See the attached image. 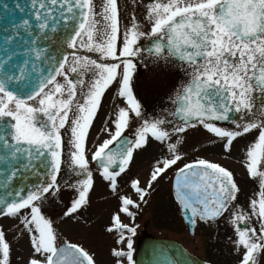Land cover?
<instances>
[{"label": "snow or ice", "instance_id": "snow-or-ice-1", "mask_svg": "<svg viewBox=\"0 0 264 264\" xmlns=\"http://www.w3.org/2000/svg\"><path fill=\"white\" fill-rule=\"evenodd\" d=\"M49 3L69 4L66 8L69 15L62 11L60 17L65 25L70 21L75 24L73 34L66 38L68 47H75L74 41L79 37L80 47L97 53L98 58L75 55L72 61L75 66L68 68L65 67L66 57L61 58L48 76L19 91L12 90L11 86L24 80L23 75L5 73L0 78V144L6 150L4 158L23 156L29 162L40 161L47 169V181L35 185L27 196L17 192L18 199L0 201L3 204L0 215L16 216L22 209L30 210V216L22 221L30 233L33 250L28 264H95L93 256L78 244L68 241L57 244L52 221L42 209L47 200L45 194L50 190L59 191L57 177L63 163L60 129L66 124L71 132L68 140L70 171L79 179L72 185L75 197L63 215L70 217L87 205L93 176L86 155V139L101 98L114 81L127 107L119 108L112 122L114 131L103 129L110 138L99 143L92 153V160L110 189L116 192L117 177L128 168L134 150L146 145L149 137L167 143L170 157L156 162L146 186L141 187L138 179L131 180L130 187L141 202L147 203L145 197L153 182L181 159L177 151L179 138L176 143L168 142L171 136L165 125L169 121L160 117L143 118L142 106L133 92V58L142 51L138 40L145 36L152 37L147 49L150 54L157 60L179 63L188 77L176 91L173 108L169 110V115L177 121L175 132L183 133L186 128L201 124L225 140L223 148L227 152L236 137L258 129V136L246 152L247 173L258 181L260 189L256 198L249 201L250 211L235 203L240 189L233 173L217 163L205 159L185 163L177 169L173 184L175 199L190 226L194 228L197 219L206 224L215 223L230 212L236 236L233 244L237 251L243 250L239 264H258L259 256L264 254V119H261L264 117V0H153L146 13L150 31L145 33L133 15L122 45L117 43V0H103L99 12L94 0H47V3L31 0L37 27L42 32L49 28ZM40 9H44V15ZM102 21L106 23L102 25ZM22 24L27 27L29 21L25 19ZM52 30H56L55 26ZM68 72L78 77L92 72L86 92L82 88L78 94L77 85L84 86L86 82L82 78L73 80L67 76ZM56 75H63L65 83L57 81ZM49 84L52 87L45 91ZM78 95L83 98L82 103L76 99ZM33 99L39 107L26 103ZM234 113L239 115L238 119L234 118ZM131 114L142 118L134 140L123 135ZM7 117L11 122L5 119ZM230 120L234 129L215 124ZM49 156L50 161L41 159ZM119 202V212L129 217L135 215L131 208L140 207L128 195H120ZM253 216L258 230L252 225ZM106 230L118 234L117 244L126 241L127 251L112 249V255L117 258L115 264H122L124 258L127 264H135L131 239L135 228L123 223L119 214H114ZM9 254L10 246L0 231V264H8ZM181 255L184 259L177 258L173 264H194L182 250L178 257Z\"/></svg>", "mask_w": 264, "mask_h": 264}, {"label": "flooded vegetation", "instance_id": "flooded-vegetation-1", "mask_svg": "<svg viewBox=\"0 0 264 264\" xmlns=\"http://www.w3.org/2000/svg\"><path fill=\"white\" fill-rule=\"evenodd\" d=\"M117 3H118V40H117V43L122 45L125 30L131 25L133 15L135 16L136 21L141 25L142 30L145 33H148L150 31L151 25L148 19H146V13H147L148 8L152 5L153 0H117ZM94 4L96 6V11L99 12L103 4V0H94ZM97 19H100V17H97ZM104 23L106 22L102 21V25ZM151 39L152 37L145 36V37H141L138 40V44L142 48V51L139 52L136 55V57L133 58L135 68L133 71L131 83H132L134 95L142 106V117L143 118L160 117V118L167 119L169 123L166 124L165 127L170 133L171 140L179 138L180 141H183L184 143H186L185 135L189 131V129L193 127L186 128V130L183 133L175 132L174 128L177 125V121L172 116L169 115V110L173 108L172 99L175 98L176 91L179 88H181V86L187 81L188 77L186 76L185 70L182 69L179 63H173L170 61L166 62L163 59L157 60L154 54H150V52L147 49L150 47ZM74 44H75V47L73 48L68 47L67 43L65 45V49H66L65 67L66 68L75 66L72 63L75 55H81V56L89 55L92 58H98L97 53L87 52L86 49H83L80 47L79 37H77V39L74 41ZM107 62L111 63L113 61L108 60ZM67 76H69L73 80L80 79V78L85 80L86 84L84 86L77 85V92L79 94L82 88L85 92L87 91V82L92 78V72L85 73L83 77H78L76 73L68 72ZM56 80L60 81L61 83H65V79L63 75H56ZM51 87L52 85L50 84L47 85L45 88V91H47ZM76 99H78L81 103L83 102V98L79 95ZM26 103L32 106L36 105V107H39L38 102L35 99L26 101ZM122 107H127V105L125 103L124 98H121L119 96V85L118 83L114 81L108 87V89L105 90L101 98L100 106L98 107L97 114L89 129V133L86 139V147H87L86 155L89 161V169L91 170L92 176H93V186L89 191L88 203L87 205L82 206L81 209H79L75 214L70 216V217L79 219V215L82 216L81 213H85L87 210H90V208H93V212L95 211L97 214L92 215L93 214L92 212V214H90L92 216L89 215L90 216L89 219L101 225L102 230L106 235L113 236L114 247L110 248L111 249L110 259L112 260V264H115V261L117 259L116 257L112 255V249L115 248V246L120 247V248L126 247V241H121V243L117 244L116 241L118 239V234L115 231L110 233L106 230L111 225V217L113 216L112 213L107 214L105 216L107 219L106 222L104 221L102 222L101 219H99V222H98V218H101L100 213H99L100 209L101 207H103L104 209H108L109 206H113V205L116 206L118 209L120 207V202H119L120 195H128V196L129 194L137 195L130 187L131 180L138 179L140 181L141 187L146 186L145 181H147L150 175L151 169L156 165V162L158 161L157 154L161 152L163 146L166 144V143L158 142L152 139L151 137H149L146 145H144L140 149H135L133 153V158L130 161L128 168L126 169L124 173H122L120 176L117 177L116 196L108 197L107 200H105L104 202H101V197L97 194L94 187L101 181L104 184V188L106 190L108 191H112V190L109 187L108 181L104 180L103 177L100 175V171L97 168L96 162L92 160V153L95 151V148L99 143H102L103 140L110 138L108 133L103 131V129L108 128L109 130L114 131V126L112 122L113 120H115L116 114L119 108H122ZM73 111H75V109H73ZM233 116L236 119L239 118L238 114L234 113ZM5 119H8L11 122L10 117H7ZM241 122L243 123V121ZM141 123H142V118L137 117L134 114H131L129 125L125 129V132L123 133V135L127 139L134 140L136 130L138 127H140ZM216 125L227 128V129L235 128V125L232 123V121H230L228 124H216ZM67 126L68 124L65 125V128L60 129V133L63 139V155H62L63 163H62L61 170L57 177L60 189L59 191H56L55 194L51 196L45 195L47 197V200L44 201L43 209L46 207L50 208L52 210L51 212H54L56 209L58 210L59 208L62 207L61 212L64 213L66 208L70 206L71 200L75 197V189L72 187V185L74 184L76 180L79 179L77 175H75L74 173L70 171V157L68 155L69 153L68 140L69 139L65 135V133H67V130H66ZM189 133H191V131ZM172 134H175V135H172ZM249 138H252V137H249ZM237 139L246 140L248 138L244 139V137L238 136L233 140V142H235V140ZM196 160L198 159L185 160V162H183L181 166H179L178 168H181L185 163L195 162ZM133 167H137L138 172L136 175L129 177L130 171L133 169ZM140 168H144L145 171L143 172L140 171ZM177 169L174 171V173L177 171ZM228 170L233 173L234 180L240 189L235 203L241 206V208L244 209L245 211H250L248 207L249 201L253 198H256V194L260 190L258 181L249 177L246 167H244V170L246 171L245 174H242V173L240 174L239 172L231 170L229 168ZM1 172L3 174H1ZM174 173L169 178H167L166 181H168V185L170 188V195L172 197V202L174 206L177 207L176 208L177 216L181 224H183L179 216V205L175 201L172 190H171V183H172V178L174 176ZM5 176H6L5 169L4 168L1 169V166H0V177L5 178ZM46 181H47V178L45 179L44 182ZM164 181L165 180L162 177L159 178V184ZM157 189H158V186L152 185V188L149 190V195L145 197L146 201H148V198L150 199L152 196H156V198L159 199L161 192ZM123 190H126V192H124ZM121 191H123V193ZM132 199L136 200L140 204V207L135 208L134 211L139 210V212L142 213V210L148 204L143 203L140 200H137V198L136 199L132 198ZM36 203H39V202H36ZM158 204H159V201H158ZM57 206L58 208H56ZM28 210L29 209H22L21 212L17 214L16 216H10L7 214L0 215V230L2 229L4 230L2 232L4 233L5 240L9 244L10 249H12L17 242H15V244H12V243L14 241L19 240V237L17 235L19 231L8 230L7 228L9 227L6 226V221L7 220L11 221L10 219H14V218H20V222L23 223L22 221L24 217L27 216L26 213L24 212L25 211L27 212ZM134 211L132 212L134 213ZM122 214L126 215L124 213ZM134 214L135 215L133 217H129V216L127 217L129 222L125 221L124 223L129 224V225L136 223L135 227L131 226L135 228V232H136V230L139 228V225L137 226L138 222L136 221V219L138 220L139 216H137L136 213ZM45 215L53 222L52 224L58 222V221L54 222L56 218L61 217V214L53 215V213H47L46 210H45ZM28 216H30V213ZM63 217L65 216L63 215ZM225 217H227V219L223 227H221L222 228L221 230H223V239H222L223 241L219 242V246L217 245L218 247H216L213 244L209 246V255H208L209 259L208 261L205 260L209 264H239V260L241 259L243 250L240 249L239 251H237L233 244V241L236 239V236L234 233V227L229 219L230 212H226L224 216L221 217L219 220H217L215 223H209V224L214 226L218 222H221ZM251 219H252V225L255 226L258 230L259 226L258 224H256V217L253 216ZM199 223L201 222L200 221L197 222V227ZM148 224H149V219H146L142 225V230L139 235V238L137 239V242H134L133 240L134 235L131 236V239L133 240L132 242H133L134 250H135L136 244L140 241V239L144 237L145 235H149L147 234ZM53 228H55L54 225H53ZM19 230L21 232L25 230L27 233V239H30V233L25 226L20 227ZM82 230L83 229H81V232ZM86 233L91 234V233H95V231L86 230ZM195 234H196V231H195ZM213 239L214 237L212 236V240ZM64 242H61L60 244H63ZM70 243H75V242H70ZM85 250L87 251V249ZM87 252L93 256V259L95 260V264H97L95 255L89 250ZM133 258H134V251H133ZM125 260L127 259L124 258L122 261V264H127ZM25 262L26 264H28V259L25 260ZM258 264H264V254H261L259 256Z\"/></svg>", "mask_w": 264, "mask_h": 264}, {"label": "rangeland", "instance_id": "rangeland-1", "mask_svg": "<svg viewBox=\"0 0 264 264\" xmlns=\"http://www.w3.org/2000/svg\"><path fill=\"white\" fill-rule=\"evenodd\" d=\"M34 106L36 107V105ZM261 119H264V117H261ZM203 128V126L197 125L189 129V131L185 135L186 143L180 141V143L177 145V151L181 156V159L178 160L175 165L171 166L170 169L166 170L165 174H162V178L165 180L164 182L159 184V178L156 182H153V185L158 186L157 190L161 192L159 199L156 198V196H152L150 199L148 198V205L144 207L142 213L139 212V210L134 211L135 208L130 209L131 211H134L137 216H139V219H136V221L138 222L137 226L139 225V228L134 234V242H137V239L139 238L142 230V225L146 219H149L147 234L154 238L175 240L176 242L182 244L189 252L201 257L203 260L208 261L209 246L211 244L218 247L219 242L223 241V230H221V227H223V225L225 224V221L229 214L221 222H218L214 226L210 225L209 223H199L195 236H189L186 232L185 226L181 224L177 216V207L174 206L172 202L170 188L166 179L173 175L174 171L179 166H181V164L185 162V160L193 159L210 160L211 162L218 163L226 168L237 171L240 174H245L246 171L244 170V167H246L247 162L246 152L258 136V129H252L245 134L242 133L240 137L248 139L235 140V142H232L230 150L225 152L223 148V144L225 143V141L219 137H216L213 133H210L208 130H205ZM66 130L67 133H65V135L68 137V139H70L71 132L69 125L67 126ZM190 131L191 133H189ZM176 141L177 139H170L169 143H176ZM166 157H170V153L167 149V143L163 146L161 152L157 154V160H162ZM140 171L143 172L145 171V169L140 168ZM137 172V167H133V169L130 171L129 177L136 175ZM94 189L101 197V202L107 200L108 197H115L117 194L116 192L114 193L112 191L106 190L104 188V184L101 181L94 187ZM123 191L126 192V190ZM123 191L121 192L123 193ZM53 194H55V192H53V190H50V192L46 193L45 195L51 196ZM129 196L135 199L137 198V200H139V197H137V195L135 194H129ZM56 208H58V206ZM44 209L47 211V213H53V215L61 214V217L56 218V220L54 221L58 222L52 224L55 227L54 230L56 231L57 244H60L64 241L75 242L79 246L87 249V251L89 250L90 252H92L95 255L97 264H112V260L110 259V248L114 247L113 236L106 235L103 232L101 225L89 219L90 216L97 214L95 211L93 212V208H90V210H87L85 213H81L82 216L79 215V219H76L74 217H63V212H61L62 207L58 210L56 209L54 212H51L52 210L47 207ZM44 209H42V211L45 214ZM24 213H26V215L28 216L30 212L28 210ZM99 213L101 218H98V222L99 219H101L102 222H106L107 219L105 216L111 213L113 215L119 214L120 219L123 223L125 221L129 222V220L127 219L128 216L120 213L119 208L117 209V207L114 205L109 206L108 209H104L103 207H101ZM10 220L11 221H6V226L9 227L7 229L10 231H19L17 233L19 240L12 243L15 244V242H17L15 246L10 249L8 264H26L25 260H29L33 256V250L31 248L30 239H27L26 231L23 230L21 232L19 230L20 227L25 226V224L20 222V218H14ZM130 226L135 227L136 223ZM81 229H83L82 232ZM86 230L95 231V233H86ZM0 231L4 230L2 229ZM212 236L214 237L213 240ZM115 248L127 251V247L120 248L115 246ZM125 261L127 262V260Z\"/></svg>", "mask_w": 264, "mask_h": 264}, {"label": "water", "instance_id": "water-1", "mask_svg": "<svg viewBox=\"0 0 264 264\" xmlns=\"http://www.w3.org/2000/svg\"><path fill=\"white\" fill-rule=\"evenodd\" d=\"M68 6L69 4L62 6L59 3L57 5L49 3V28L42 32L37 27L38 22L33 14L31 0H0V78H3L5 73L24 76V80L16 81L11 86L12 90L19 91L30 84L38 83L40 78L48 76L57 66L58 60L65 57L63 45L75 28V24L71 21L65 25L60 19L62 11L65 15H69L66 12ZM36 7L39 8V5L37 4ZM40 12L44 15V9H40ZM25 19L29 21L27 27L22 24ZM52 26H55V31L52 30ZM24 147L28 146L24 145ZM5 151L0 144V166L6 173L5 178L0 179V201L5 199L11 201L18 199L17 192L21 196H27L29 190H34V186L47 177V169L40 161L29 162L23 156L17 159H5ZM41 159L50 161L51 158L49 156ZM0 207H3L2 203ZM181 216L187 224L188 232L193 234L195 227L189 225L183 211ZM181 250L194 264H206L174 241L154 239L149 236L138 243L135 264H173L177 258L184 259L183 255L178 257V252Z\"/></svg>", "mask_w": 264, "mask_h": 264}]
</instances>
